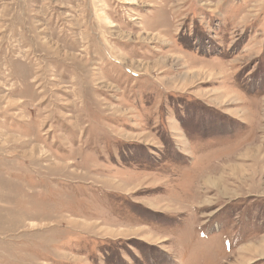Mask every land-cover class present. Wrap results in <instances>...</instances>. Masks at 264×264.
I'll return each mask as SVG.
<instances>
[{
    "label": "rangeland",
    "instance_id": "1",
    "mask_svg": "<svg viewBox=\"0 0 264 264\" xmlns=\"http://www.w3.org/2000/svg\"><path fill=\"white\" fill-rule=\"evenodd\" d=\"M172 263L264 264V0H0V264Z\"/></svg>",
    "mask_w": 264,
    "mask_h": 264
},
{
    "label": "crops",
    "instance_id": "2",
    "mask_svg": "<svg viewBox=\"0 0 264 264\" xmlns=\"http://www.w3.org/2000/svg\"><path fill=\"white\" fill-rule=\"evenodd\" d=\"M254 247H256V246L254 245ZM247 248H250V246H247V247H245V248H241V249L239 248V250H238V251H241V254H242L243 252H245L246 254H248V255H249L250 253H248V251H247L248 249H247ZM254 250H255V249H254ZM254 252H255V251H254ZM246 256H247V255H246ZM238 260H239L240 262L244 261V259H243V258H241V259L239 258ZM233 262H234V263H236V262H237V260H236V259H234V260H233ZM232 264H233V263H232Z\"/></svg>",
    "mask_w": 264,
    "mask_h": 264
},
{
    "label": "bare ground",
    "instance_id": "3",
    "mask_svg": "<svg viewBox=\"0 0 264 264\" xmlns=\"http://www.w3.org/2000/svg\"><path fill=\"white\" fill-rule=\"evenodd\" d=\"M221 191H222V190H221ZM254 251H255V253H257V254L259 253V251H258V250H256V249H255Z\"/></svg>",
    "mask_w": 264,
    "mask_h": 264
}]
</instances>
